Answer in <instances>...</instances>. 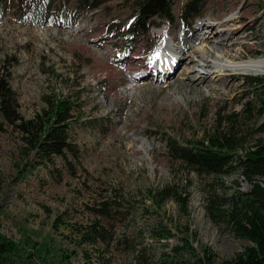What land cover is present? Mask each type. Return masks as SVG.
Instances as JSON below:
<instances>
[{"label": "rangeland", "instance_id": "1", "mask_svg": "<svg viewBox=\"0 0 264 264\" xmlns=\"http://www.w3.org/2000/svg\"><path fill=\"white\" fill-rule=\"evenodd\" d=\"M63 1L66 7L74 8L78 0L60 3ZM185 1L174 2V17ZM135 6V0H105L97 9L75 8L73 22L68 14L63 19L56 15L47 24L24 22L13 10L0 8V62L5 58L11 61L10 84L17 93L21 114L31 117L40 112L45 106L43 96L49 94L60 97L73 93L81 104L76 111L80 119L72 124L71 133L81 148L85 169L75 176L65 173L60 182L41 165L20 166L18 132L8 124L0 127V232L17 241L23 255L32 248L33 240H46L69 251L76 237L75 225L69 223L86 222L89 211L84 202L98 197L105 188L123 191L129 206L137 211L135 219L116 223L117 231H124L135 246L141 245V239L150 244L148 252L153 256L149 264H163L161 247L171 252L183 236L198 250L207 245L215 251V264L249 243L226 221L211 217L206 203L210 190L228 194L235 186L247 190L251 184L239 172L197 173L171 161L165 136L183 143L201 138L217 114L240 110L249 98L245 92L250 85L242 76L264 73L228 70L212 76L216 70L187 49L167 80L161 68L149 71L152 64L154 68L161 66L154 56L161 45L155 52L149 45L153 40L163 42L167 38L164 30H169L176 46H183V38L197 32V27L213 37L222 36L217 30L220 19L226 17L228 27L241 39L232 54L239 52L243 59L264 57V2L207 0L202 14L188 23L153 17L146 35L139 34L128 42L116 39L112 25L117 26L115 30L127 26ZM198 42L190 39L189 44L200 47ZM142 72V77L132 81ZM259 119L248 124L253 126ZM260 178L264 184V176ZM168 182H177L188 194L186 209L168 198L155 211L146 189ZM61 212L66 222L55 228L53 220ZM161 219L172 227L170 237L160 239L164 245L147 236V228ZM26 258L30 264H42L37 254ZM69 260L70 264H87L81 256ZM92 264H96L94 257Z\"/></svg>", "mask_w": 264, "mask_h": 264}, {"label": "trees", "instance_id": "2", "mask_svg": "<svg viewBox=\"0 0 264 264\" xmlns=\"http://www.w3.org/2000/svg\"><path fill=\"white\" fill-rule=\"evenodd\" d=\"M104 1L78 0L74 8L67 9L66 3H60V0H0V8L13 10L24 22L37 20L47 24L55 14L66 17L70 13L73 18L75 8L97 9ZM175 1L135 0L131 22L118 30H115L116 25H112L111 32H116V39L128 42L139 34H147L153 17L188 23V19L202 14L207 0H186L178 17H174L172 8ZM155 45V41L150 42V49ZM9 62V58L0 62V127L8 124L18 132L21 138L18 144L20 166L25 163L27 169L41 165L56 182L62 181L65 173L77 175L79 170L85 169L80 160L81 148L71 133L72 124L80 119L76 112L81 107L77 95H44L45 106L41 111L24 117L19 111L17 93L10 84L12 71ZM242 79L247 80L250 86L245 92V97L249 98L244 100L240 110L217 114L211 127L197 140L183 143L173 136H165L171 161L186 165L197 173L220 175L239 172L251 184L247 190L235 186L228 194L215 189L209 192L208 214L226 221L237 235L249 241L218 264H264V184L260 178L264 176V75L248 74ZM257 117L260 119L253 126L248 124L249 120ZM235 182L238 183L237 180ZM103 190L98 197L84 202L89 211L86 222L69 223L76 228L75 244L69 251L51 246L46 240H33L30 243L32 248L23 255L20 244L0 232V264H30L26 257H35L36 254L42 264H70L69 259L73 256H81L87 264L93 263V257L96 264H149L153 256L148 252L150 244L140 238L138 243L141 245L135 246L124 231H117L119 226L116 223L127 218L135 219L137 211L129 206V199L123 191L116 188ZM145 194L156 212L168 198L176 200L183 209L187 207L188 194L183 193L177 182L151 186ZM63 214L55 216V228L66 222ZM171 228L167 221L161 219L147 228V236L164 245L166 243L160 239L170 237ZM171 249L168 252L161 247L159 257L163 264H215L217 257V253L207 245L198 250L187 236H183L181 244L178 242ZM44 252L48 253L47 256Z\"/></svg>", "mask_w": 264, "mask_h": 264}, {"label": "bare ground", "instance_id": "3", "mask_svg": "<svg viewBox=\"0 0 264 264\" xmlns=\"http://www.w3.org/2000/svg\"><path fill=\"white\" fill-rule=\"evenodd\" d=\"M219 26L221 28L217 31H220L219 33H222V36L213 37L207 31H203L202 33L201 31L204 28L200 29L197 27V32H195L191 36H185V38H183V46H180V44L177 46L174 45L175 41L173 38L170 37L169 30L162 31L166 34L167 38L164 39L163 42H160V51L154 54V56L159 59L161 66L154 68V64H152V66H149V71L153 72V70H155L156 68H161L163 74L167 76V80L171 79L174 74V72L171 73L172 69H174L173 66L176 63L182 61V59H184L185 57L184 55L186 50L190 49L191 54L196 53L201 58V60L206 62L207 66L211 70H216V72H218L213 73L212 76L221 75L224 72H227L228 70L235 73H264V57L258 56L256 58L243 59L239 58V52H237L235 55L232 54L234 52L233 46L241 43V39L240 37H238V35H236V32L231 31L233 29H230L228 27L226 17L220 19ZM205 30H207V28H205ZM226 31H229L228 35L224 34L226 33ZM197 35H199V37H196ZM195 38L198 39V44H200V47L195 46V44H189L190 39ZM185 71H188V67H186ZM196 71L197 70L195 69L194 72ZM196 74H198V72H196ZM143 75L144 72H142V74L140 73V75L135 76L132 81H135V78L142 77ZM186 79L190 81V76L187 75ZM191 83H193V81ZM141 143L143 142L141 141Z\"/></svg>", "mask_w": 264, "mask_h": 264}]
</instances>
